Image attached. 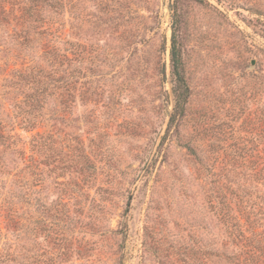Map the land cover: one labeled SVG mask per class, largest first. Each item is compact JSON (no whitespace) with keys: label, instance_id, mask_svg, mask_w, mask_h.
<instances>
[{"label":"rangeland","instance_id":"rangeland-1","mask_svg":"<svg viewBox=\"0 0 264 264\" xmlns=\"http://www.w3.org/2000/svg\"><path fill=\"white\" fill-rule=\"evenodd\" d=\"M54 1L49 34L0 25V264H231L208 188L247 159L253 214L264 206V0ZM28 64L55 84L36 110L11 77Z\"/></svg>","mask_w":264,"mask_h":264},{"label":"trees","instance_id":"trees-1","mask_svg":"<svg viewBox=\"0 0 264 264\" xmlns=\"http://www.w3.org/2000/svg\"><path fill=\"white\" fill-rule=\"evenodd\" d=\"M56 5L54 0H0V25L12 23L14 35L21 36V40L24 42H29L32 33L37 36L49 34L53 21L51 18H45L50 16H44L43 11L52 12L53 8L57 7ZM15 27L18 28V31ZM46 51L50 53L51 62L55 63L56 54L49 50ZM171 64L176 76V87L174 89L175 103L170 115L168 130L174 127L178 131L179 124L177 122L185 114L189 90L181 72L179 48L175 37L172 38L171 44ZM11 74V77L18 78L16 82H13L15 88H19L23 84L32 90V95H29L32 99L30 107L34 110L40 106L38 96L47 89L52 90L55 87V84L51 82L53 80L52 73L44 71L37 64H28L17 70L13 69ZM27 121V123L30 122V120ZM261 131L263 134V130ZM257 132L259 131L257 130ZM254 142L253 146L256 151H261L262 144L260 147L258 145L260 142L256 143V139ZM262 142H264V137ZM241 160L246 162L237 159L230 160L224 164L226 169L224 173L217 172L215 179L209 182L214 184V188L212 190L210 187L208 188V201L211 207L216 208L218 220L226 226L229 242L233 245L234 250L229 255H225L227 262L231 264H264L261 255L262 244L260 240L256 244L252 243L249 229L251 215L258 216V221H264V206L260 205L257 213L253 214L254 202L251 199L252 190L249 188L251 180V174L248 172L249 162L247 159ZM258 160L254 176H257L255 179H262V183H264V157Z\"/></svg>","mask_w":264,"mask_h":264}]
</instances>
